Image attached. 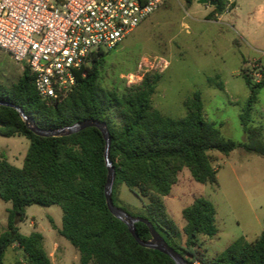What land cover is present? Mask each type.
I'll return each instance as SVG.
<instances>
[{"label": "trees", "instance_id": "16d2710c", "mask_svg": "<svg viewBox=\"0 0 264 264\" xmlns=\"http://www.w3.org/2000/svg\"><path fill=\"white\" fill-rule=\"evenodd\" d=\"M215 1L212 16L225 11V0ZM184 2L191 6L194 0ZM103 56L102 52L93 55L85 77L79 76L74 91L60 103L48 104L40 98L27 68L12 86L0 84V101L21 108L43 130L86 119L105 122L111 135L115 206L120 207L117 192L121 185L148 198L143 212L134 214L128 207L121 208L148 220L170 247L193 264L199 237L213 238L218 233L215 207L207 199L197 197L183 210L185 247H181L175 242L180 230L167 216L161 198L171 193L185 168L194 181L217 186V170L209 152L228 156L239 148L264 157L263 128L254 126L252 120L259 90L264 88V73L257 83L245 74L251 95L241 115L246 141L238 144L225 139L205 119L200 92L185 102L187 113L182 118L165 116L156 109L152 96L160 74H147L138 86L123 94L104 90L98 83ZM0 135L23 136L30 143L21 168L0 152V200L12 204L7 211L6 230L0 235V264H4L5 253L13 245L24 255V263L18 264H52L42 234L24 235L19 230L26 208L32 205H57L62 209L58 233L78 251L80 264H175L167 255L141 247L128 227L109 212L105 198L106 143L97 128L65 137H39L27 128L14 108L0 105ZM51 225L56 228L53 221ZM135 230L140 239L151 238L146 224L136 223ZM199 263L264 264V233L254 242L239 238L215 258H204Z\"/></svg>", "mask_w": 264, "mask_h": 264}, {"label": "rangeland", "instance_id": "374dc122", "mask_svg": "<svg viewBox=\"0 0 264 264\" xmlns=\"http://www.w3.org/2000/svg\"><path fill=\"white\" fill-rule=\"evenodd\" d=\"M213 13L214 7L205 14L195 12L184 0H165L115 49L104 53L100 87L123 94L138 86L147 74H160L152 104L163 115L184 117L185 102L200 92L205 119L225 139L244 143L241 115L251 95L245 74L257 83L264 73V0H225V14L219 23L214 21L220 15ZM23 71V66L0 51V84L12 86ZM252 115L264 121V88L259 90ZM114 120L119 122L118 118ZM29 144L23 136L0 135V152L18 168L23 166ZM209 153L217 170V186L194 181L185 168L171 193L161 198L167 216L180 230L175 242L181 247H185L183 210L197 197L215 207L218 233L213 238L199 237L193 264L215 258L239 238L254 242L264 233V157L239 148L228 156L217 151ZM117 197L119 206L128 207L134 214L143 212L149 202L125 185L118 188ZM11 207L10 202L0 200V233ZM62 216L57 205H32L26 208V217L19 226L23 234L43 235L46 252L50 255L56 251L50 255L52 264H80L78 251L58 234ZM51 238L58 240L55 249L48 246ZM18 263H24L22 250L9 249L4 264Z\"/></svg>", "mask_w": 264, "mask_h": 264}, {"label": "built area", "instance_id": "2783aa9c", "mask_svg": "<svg viewBox=\"0 0 264 264\" xmlns=\"http://www.w3.org/2000/svg\"><path fill=\"white\" fill-rule=\"evenodd\" d=\"M164 2L0 0V51L31 72L43 101L60 103L94 54L115 49Z\"/></svg>", "mask_w": 264, "mask_h": 264}, {"label": "water", "instance_id": "95a60500", "mask_svg": "<svg viewBox=\"0 0 264 264\" xmlns=\"http://www.w3.org/2000/svg\"><path fill=\"white\" fill-rule=\"evenodd\" d=\"M198 2L200 4H210L212 6L216 5L215 0H199ZM0 105L14 108L19 113L27 128L39 137H65L76 134L87 128H97L102 133L106 143L104 157L108 174L107 182L105 185V198L109 212L128 227L130 234L141 247L159 251L160 253L170 257L175 264H188L183 256H181L176 250H174L167 244L164 238L154 229L153 225L148 220L142 217H134L127 213L121 207L115 206L112 198L113 186L115 182V170L110 160L111 135L105 122L97 121L94 119H86L83 121H79L71 126L53 130H43L36 125L33 119L27 117L21 108L4 101H0ZM138 222L144 223L148 226L151 234V238L149 240H142L136 234L135 224Z\"/></svg>", "mask_w": 264, "mask_h": 264}, {"label": "crops", "instance_id": "0c3cea01", "mask_svg": "<svg viewBox=\"0 0 264 264\" xmlns=\"http://www.w3.org/2000/svg\"><path fill=\"white\" fill-rule=\"evenodd\" d=\"M199 0H197V1H195L190 7H192V8H194V10H195V12H198V13H205V14H210L212 11H213V7L214 6H212V5H210V4H200L199 2H198ZM235 7H236V3H235ZM235 7L232 9L233 11L235 10ZM226 13V12H225ZM224 13V14H225ZM224 14H221L220 16H217V21H214V23H219L222 19H223V16H224ZM209 22H211V21H209ZM236 32H238V31H236ZM257 101H258V96H257ZM257 101H256V103H257ZM252 120H253V124H255L256 126H262V128H263V132H264V121L263 120H258V119H256V118H254L253 117V115H252ZM8 211V210H7ZM20 224V223H19ZM2 225L5 227V229L2 231V233L6 230V225H7V219H6V221H2ZM18 227H19V230H20V232H21V228H20V226L18 225ZM58 230H59V228H57ZM61 229V228H60ZM2 233H0V235L2 234ZM22 233V232H21ZM31 233H33V232H31ZM30 233V234H31ZM23 234V233H22ZM59 234V233H58ZM24 235H29V234H24ZM43 236V235H42ZM44 238V237H43ZM52 239V238H51ZM57 242H58V240H55V238H53L52 239V241L49 243V245L48 246H53L52 248L53 249H55L56 248V244H57ZM14 247H17L18 249H20L17 245H13V246H11V247H9L8 249H7V251L9 250V249H12V248H14ZM45 248V247H44ZM21 250V249H20ZM46 250V249H45ZM7 251H6V253H7ZM54 252H56V251H51L50 252V255L52 256V254H54ZM6 253H5V255H6ZM49 255V254H48ZM50 255H49V257H50ZM4 259H5V257H4ZM50 259H51V257H50ZM51 262H52V259H51Z\"/></svg>", "mask_w": 264, "mask_h": 264}]
</instances>
